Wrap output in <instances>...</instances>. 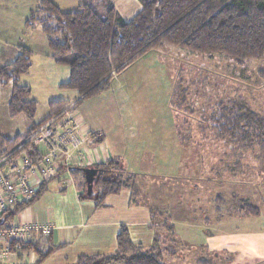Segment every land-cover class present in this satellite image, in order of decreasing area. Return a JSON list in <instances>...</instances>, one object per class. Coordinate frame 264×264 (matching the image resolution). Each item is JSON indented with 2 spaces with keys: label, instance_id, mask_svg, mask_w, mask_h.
<instances>
[{
  "label": "rangeland",
  "instance_id": "1",
  "mask_svg": "<svg viewBox=\"0 0 264 264\" xmlns=\"http://www.w3.org/2000/svg\"><path fill=\"white\" fill-rule=\"evenodd\" d=\"M38 2L0 0V6L8 8L10 19L13 8L23 6L28 17L29 8ZM107 3L109 0L93 1L99 11ZM139 6L137 0L117 3L127 20ZM21 27L25 41L36 44L30 35L33 28ZM35 27L39 29L40 24ZM8 45L0 43V48L5 50ZM42 63L40 56L36 57L30 73L18 80L29 85V99L36 101L32 121L23 114L10 117L6 113L5 97L7 92L10 95L11 84L0 87V135L13 138L24 134L31 122L50 113L51 101L71 100L77 95L59 85L65 81L62 74L68 75L66 65H58L54 72ZM232 102L264 117V58L236 61L220 53L200 54L167 45L139 56L113 75L107 90L80 99L73 108L75 112L89 107L88 113L105 114L106 118L97 115L98 120L109 123L104 132L109 140L116 138L115 132L121 137L115 140L121 150L118 158L124 168L132 170L122 177L132 176L138 191L132 197L170 217L174 233L160 226L166 247L175 250L174 256H163L166 264H187L190 258L203 256L209 249L211 230L264 243V138L241 142L221 137L210 120L220 106ZM67 172L72 177L67 167L56 170L57 179L48 184L45 202L53 194H65L61 186ZM131 190L123 189L120 194H131ZM217 196L222 202H214ZM43 202L38 199L33 203V215L39 213ZM243 203L257 208V214H243L239 210ZM216 206V212L211 210ZM156 221L168 223L163 217Z\"/></svg>",
  "mask_w": 264,
  "mask_h": 264
},
{
  "label": "trees",
  "instance_id": "2",
  "mask_svg": "<svg viewBox=\"0 0 264 264\" xmlns=\"http://www.w3.org/2000/svg\"><path fill=\"white\" fill-rule=\"evenodd\" d=\"M137 1L139 10L125 20L110 3L103 11L93 3H87L75 11L65 12L50 0H39L25 20V27L34 28L38 22L53 60L68 67L69 78L60 84L61 88L75 90L80 99L98 95L109 88L113 75L129 63L150 49L167 45L200 54L220 53L236 61L264 58V0ZM30 66L31 51L19 46L13 61L0 66V84H11L8 115L23 114L32 121L36 101L29 99V86L18 83L19 77L26 74ZM67 103L64 100L51 101L50 113L43 121L58 113ZM210 120L218 136L241 142L264 138V117L243 104L232 102L220 106ZM43 121L31 122L24 134L13 138L0 135V155ZM92 166L98 173L93 183L94 194L89 198L96 207L102 205L109 195L124 188L134 189L132 176L122 177L124 170L117 159ZM68 169L81 197H87L81 167L70 166ZM48 181L40 184L25 205L45 191ZM23 205L9 210L4 217L11 219ZM239 210L249 215L258 212L250 203L241 204ZM162 227L172 231V226L166 222ZM115 239L114 252L81 255L75 264H164L163 256L175 253L173 248L166 247L164 234L156 233L152 243L143 247L134 244L126 226L121 225Z\"/></svg>",
  "mask_w": 264,
  "mask_h": 264
},
{
  "label": "crops",
  "instance_id": "3",
  "mask_svg": "<svg viewBox=\"0 0 264 264\" xmlns=\"http://www.w3.org/2000/svg\"><path fill=\"white\" fill-rule=\"evenodd\" d=\"M50 1L62 11L71 12L77 10L79 6L93 3L95 0ZM118 1L109 0V3L111 2L121 16L117 9ZM134 6L136 9V4ZM34 8H29V12ZM9 14L7 7L3 8L0 6V43H9L5 50L0 48V66L13 61L18 53V47L24 46L31 51V66L27 74L30 73L33 68V62L38 56L43 61L42 66H45V69L48 67L52 70L53 68L55 72L60 64L53 60L41 27L39 29L34 27L32 32H30L32 33L30 35L36 41V44L31 45L24 39L26 32L19 29L20 25L25 28L27 17H25L24 7L17 6L13 8L10 19L8 18ZM64 71L62 70V72ZM65 74H62L65 81L61 83L66 82L69 78V72L68 75ZM25 85L29 86L28 84ZM0 87L4 86L0 84ZM77 97L78 95L71 97V100H62L71 102ZM5 98L7 105L10 98L8 92ZM87 108H84L83 111L76 110L74 112L73 109L71 111L80 124L81 135L84 139L82 146L84 157L71 164V166H92L112 158L119 161L118 156L121 150H119L115 140L117 137L121 139L120 135L115 134L118 133L115 132L114 135L117 136L114 137L116 138L109 140V136L107 137L106 133H104L109 129L107 128L109 123H102L98 120L99 117L106 118L105 114L103 113V116L98 115L97 111L88 113L89 109ZM6 113L8 114V111ZM48 115L39 122L47 118ZM106 121L108 120L106 119ZM99 136H101L100 141L98 140ZM78 162H80L79 165H77ZM122 168L126 174H130L132 171L127 167L124 168L122 166ZM56 174L49 178L45 191L35 200L26 205L24 204L11 219L4 217L3 227L15 225L25 228V230L17 238L7 237L0 241V264H48L51 259L53 260L51 264H75L81 255H106L116 250L115 238L121 225L126 226L134 244L148 247L156 233L164 234L162 232L163 228L160 227L163 223L160 224V222L156 221L161 219V217L166 218L167 224L172 226V232L174 233V226L169 221L170 217L166 213L149 208L145 203L132 197L134 193L137 194L138 192L135 189L134 182V189L131 190V194H127V192L120 194L122 189L117 194L107 196L104 203L96 207L92 199L81 197L76 181L67 172L65 174L67 178L63 179V185L61 186V191H64L65 194H53L49 201L45 202L46 195H48V184L52 179H57L58 175ZM38 199H44V206H41L39 213L33 215L31 208ZM52 199L54 200L52 201ZM217 201L222 202L218 196L214 198V202L217 203ZM211 210L216 212L217 206ZM214 231L211 230L209 233V249L203 253V256H196L190 258L189 261L187 260V264H264L263 242L255 244L247 238L244 239V235L235 238L231 235L224 236L222 231L216 230L215 233ZM258 237L259 240L262 239L260 235ZM25 245L26 248L27 246L29 247L26 249L23 247ZM223 251L226 253L222 257L221 253ZM174 255L175 253L173 255L165 254L164 256L172 257ZM163 263L166 264L165 262ZM110 264L123 263L115 262Z\"/></svg>",
  "mask_w": 264,
  "mask_h": 264
},
{
  "label": "built area",
  "instance_id": "4",
  "mask_svg": "<svg viewBox=\"0 0 264 264\" xmlns=\"http://www.w3.org/2000/svg\"><path fill=\"white\" fill-rule=\"evenodd\" d=\"M79 100L80 97L68 102L0 155V241L17 238L25 230L15 225L3 227L9 210L30 201L58 166L68 167L83 159L84 139L80 124L71 112Z\"/></svg>",
  "mask_w": 264,
  "mask_h": 264
},
{
  "label": "water",
  "instance_id": "5",
  "mask_svg": "<svg viewBox=\"0 0 264 264\" xmlns=\"http://www.w3.org/2000/svg\"><path fill=\"white\" fill-rule=\"evenodd\" d=\"M74 168V167H71ZM81 170L83 171L85 175V181H86V196L92 197L93 192V183L95 181L96 175L98 173L97 169L93 166H83L81 167Z\"/></svg>",
  "mask_w": 264,
  "mask_h": 264
}]
</instances>
